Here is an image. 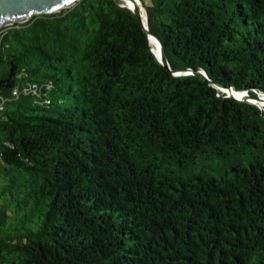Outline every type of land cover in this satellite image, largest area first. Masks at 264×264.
<instances>
[{
	"label": "trees",
	"instance_id": "trees-1",
	"mask_svg": "<svg viewBox=\"0 0 264 264\" xmlns=\"http://www.w3.org/2000/svg\"><path fill=\"white\" fill-rule=\"evenodd\" d=\"M141 1V0H140ZM78 0L0 30V264H264V0Z\"/></svg>",
	"mask_w": 264,
	"mask_h": 264
},
{
	"label": "water",
	"instance_id": "water-1",
	"mask_svg": "<svg viewBox=\"0 0 264 264\" xmlns=\"http://www.w3.org/2000/svg\"><path fill=\"white\" fill-rule=\"evenodd\" d=\"M78 0H0V29L2 27L8 26L13 23H23L29 18L36 14H50L61 11L63 8H68L73 6ZM118 5L128 8L131 10L136 17L141 21L144 31L147 34L148 40L150 36L156 38L159 45V54L152 49V52L156 56L157 60L166 68H169L168 58L165 53L163 42L161 38L153 34L148 30L147 24L142 20V13L140 8L136 7L134 9L125 6L122 3V0H114ZM173 75H197L204 80H207L216 89L221 92L227 91L226 97L234 99L240 102H248L255 104L258 107H264V95H258L252 97L248 94L247 91H237L232 87H225L219 84H215L210 79H208L206 73L203 70H190V69H177L171 70ZM233 92H242L243 97L237 98L231 94Z\"/></svg>",
	"mask_w": 264,
	"mask_h": 264
},
{
	"label": "bare ground",
	"instance_id": "bare-ground-1",
	"mask_svg": "<svg viewBox=\"0 0 264 264\" xmlns=\"http://www.w3.org/2000/svg\"><path fill=\"white\" fill-rule=\"evenodd\" d=\"M122 3L125 6H127L129 8H132V9H134L136 7L140 8V11L142 13V20L144 21V23L147 24L146 12H145V9L143 8V5H142L140 0H122ZM149 43L151 45V48L156 52V54H159V45H158V42H157L156 38L153 37V36H150ZM225 93L227 94V91H224V94ZM228 94H231V95H233V96H235L237 98L243 97V93L242 92H233V93H228Z\"/></svg>",
	"mask_w": 264,
	"mask_h": 264
},
{
	"label": "rangeland",
	"instance_id": "rangeland-1",
	"mask_svg": "<svg viewBox=\"0 0 264 264\" xmlns=\"http://www.w3.org/2000/svg\"><path fill=\"white\" fill-rule=\"evenodd\" d=\"M141 3H142V0H141ZM142 5H143V3H142ZM143 8L145 9V12H146V8L144 7V5H143ZM146 16H147V13H146ZM2 28H3V27H2ZM2 28H1V29H2ZM1 29H0V30H1Z\"/></svg>",
	"mask_w": 264,
	"mask_h": 264
}]
</instances>
